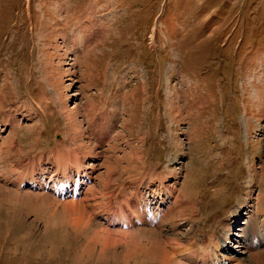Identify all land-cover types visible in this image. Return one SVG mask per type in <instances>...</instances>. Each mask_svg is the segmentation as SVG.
<instances>
[{
  "label": "rangeland",
  "instance_id": "obj_1",
  "mask_svg": "<svg viewBox=\"0 0 264 264\" xmlns=\"http://www.w3.org/2000/svg\"><path fill=\"white\" fill-rule=\"evenodd\" d=\"M209 263L264 264V0H0V264Z\"/></svg>",
  "mask_w": 264,
  "mask_h": 264
},
{
  "label": "bare ground",
  "instance_id": "obj_2",
  "mask_svg": "<svg viewBox=\"0 0 264 264\" xmlns=\"http://www.w3.org/2000/svg\"><path fill=\"white\" fill-rule=\"evenodd\" d=\"M65 153V152H64ZM67 153V152H66ZM73 159H75V158H73ZM52 160V159H51ZM63 160V159H62ZM77 161V160H76ZM60 162H62V161H60ZM54 164V163H53ZM69 167H72L71 166V164L70 165H68V163H65L64 165H63V170H62V174H63V176H64V180H63V182L64 183H67V184H65L66 186H68L69 185V182L71 181V173H75L76 174V177H75V179H74V185L75 186H77L78 185V182H79V179H78V175L80 176V173H79V171H78V168H76V169H73L72 171L73 172H71V170L69 171L70 172V180H68V177H67V170L69 169ZM73 168V167H72ZM57 170H58V168H57ZM81 172V171H80ZM59 174H61V173H59ZM51 177V176H50ZM55 177V176H54ZM58 177V176H57ZM50 181H52L51 179H50ZM68 181V182H67ZM31 184V183H30ZM59 186V185H58ZM173 195V194H172ZM241 207H243L242 206V204L240 203V201L238 202V204L236 205V207L235 208H233L232 210H231V214L233 215V217L235 218V216H237V214H239V210H240V208ZM230 214V215H231ZM229 215V216H230ZM239 216V215H238ZM122 223V222H121ZM237 223H235L234 224V226L236 225ZM222 241H225V242H228V237L227 236H224L223 235V237H222ZM244 243L245 242H242V246H244ZM211 247V246H210ZM221 248H222V245H220L219 244V241H215V243H214V241H213V249H214V252L215 253H217V251H219V252H221L220 250H221ZM245 248H247L248 250L249 249H252L251 247H249L248 248V246L247 247H245ZM212 249V250H213ZM208 250H210V249H208ZM217 250V251H216ZM207 251V250H206ZM164 252V251H163ZM211 253H213V252H211ZM207 256H209V253L208 254H206ZM217 255H219V254H217ZM167 257V256H166ZM212 258H217V256H213ZM223 259H225V258H223ZM214 261H216V260H214ZM210 264V263H209ZM240 264V263H239Z\"/></svg>",
  "mask_w": 264,
  "mask_h": 264
}]
</instances>
